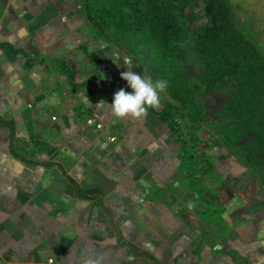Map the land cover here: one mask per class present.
I'll return each instance as SVG.
<instances>
[{"label":"crops","instance_id":"1","mask_svg":"<svg viewBox=\"0 0 264 264\" xmlns=\"http://www.w3.org/2000/svg\"><path fill=\"white\" fill-rule=\"evenodd\" d=\"M133 46L78 0H0V264H264L260 171L113 115Z\"/></svg>","mask_w":264,"mask_h":264},{"label":"trees","instance_id":"2","mask_svg":"<svg viewBox=\"0 0 264 264\" xmlns=\"http://www.w3.org/2000/svg\"><path fill=\"white\" fill-rule=\"evenodd\" d=\"M78 2L98 39L113 45L115 40L124 37L118 43L137 45L134 53L139 56H135L150 69L147 73L139 69L140 74L153 82L168 81L167 90L160 94L159 109H149L169 123L183 142V153L197 155L199 135L201 144L204 140L198 129L207 125L205 96L223 86L224 101L216 112L223 119L217 125L224 127L216 132L217 138L227 143L222 146L228 153L246 160L250 168L261 172L264 165V42L250 22H239L236 6H229L226 0L202 1L199 18L204 17L206 21L196 24L195 41L190 49L197 56L195 63L201 73L188 76L181 64L182 50H188L184 42L192 32L191 20L195 17L189 16L186 10L191 0ZM140 53L145 60H141ZM97 59L102 60L98 56ZM124 88L130 89V86ZM242 138L249 142L246 149L237 145ZM204 150L201 160L206 157V162L201 169H209L210 159ZM236 152L241 155L237 156Z\"/></svg>","mask_w":264,"mask_h":264},{"label":"rangeland","instance_id":"3","mask_svg":"<svg viewBox=\"0 0 264 264\" xmlns=\"http://www.w3.org/2000/svg\"><path fill=\"white\" fill-rule=\"evenodd\" d=\"M202 1L203 0H191L190 5L186 9L187 14L189 16L197 17V18L195 17L192 18L191 20L193 22L192 23L193 28H191L192 32L190 33L188 39L184 42L188 50L186 49L182 50V55H183L184 60H182L183 64L181 65L183 67V71H185L188 76L198 75L199 73H201V68H197L196 63H195L197 56L193 55L190 49L192 48L194 41H195L194 30L196 31V24L201 25L202 20L206 21V18L204 17L199 18L200 15L202 14V10H201ZM226 1L229 6H232V7L236 6L235 7L236 14L238 16L239 22H242V23L250 22L252 29H254L257 32H260L261 39L264 42V0H226ZM120 40L123 41L124 37H121L120 39L115 40L114 44L120 42ZM134 46L135 48L138 47L137 45H134ZM124 49L129 54V56L132 58H134L135 55L139 56L138 54H135L136 51H134L135 53L132 52L133 49L131 50V48L129 47H125ZM140 56H141L140 57L141 60L142 59L145 60L144 56L142 57L141 53H140ZM139 68L145 70L146 73L150 71V69L147 68L146 64L139 63ZM224 95H225V90L223 89V86H219L218 88H216V90H214L213 92L205 96L206 105L208 106V110L210 111L208 110L205 111V118H206L207 125L203 127L204 129L203 128L198 129V131L201 132V134L203 135V139H204L201 144V149L202 150L206 149L207 153H211L214 156L218 155L220 157L221 156L226 157V155L229 154L227 151L228 149L222 146V145H227V143L220 141L217 138V134H216V132L220 128L224 127V125H222L221 127L217 125V123L218 122L221 123L223 119L220 118V115L217 114L216 112L224 101ZM191 136L187 139V141H190ZM253 142L254 141H252L251 143ZM248 144L249 142L247 141L246 138H242L241 141L237 143L238 147L240 146L244 148ZM236 153H237V156H239V154L241 155L240 152H236ZM209 170H213L214 172H216V170H218V167L212 166ZM260 174L264 178V165L262 167Z\"/></svg>","mask_w":264,"mask_h":264},{"label":"clouds","instance_id":"4","mask_svg":"<svg viewBox=\"0 0 264 264\" xmlns=\"http://www.w3.org/2000/svg\"><path fill=\"white\" fill-rule=\"evenodd\" d=\"M129 70L121 72V77L127 81L132 89L131 92L124 88L115 92L113 101L109 106L113 115L119 119L131 117L136 120H143L148 114V109H159L161 105V93L168 87V81L158 79L153 82L151 79L132 71L131 64L125 60ZM86 102H88L85 97ZM89 103V102H88ZM90 104V103H89ZM97 106H101L100 103ZM89 264L94 262L89 261Z\"/></svg>","mask_w":264,"mask_h":264},{"label":"built area","instance_id":"5","mask_svg":"<svg viewBox=\"0 0 264 264\" xmlns=\"http://www.w3.org/2000/svg\"><path fill=\"white\" fill-rule=\"evenodd\" d=\"M87 123L92 124L96 130L101 131L104 130V125L101 121H97L95 118H89ZM112 139H115V136H111ZM48 264H56L53 258L48 259Z\"/></svg>","mask_w":264,"mask_h":264}]
</instances>
